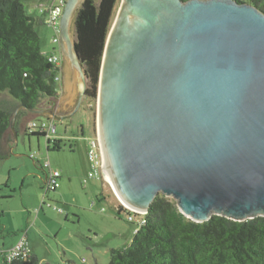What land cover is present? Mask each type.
Returning a JSON list of instances; mask_svg holds the SVG:
<instances>
[{
	"label": "water",
	"instance_id": "95a60500",
	"mask_svg": "<svg viewBox=\"0 0 264 264\" xmlns=\"http://www.w3.org/2000/svg\"><path fill=\"white\" fill-rule=\"evenodd\" d=\"M82 2L66 0L58 23L60 113L26 108L35 116L69 119L85 96ZM93 117L99 165L126 209L146 213L162 194L194 222L264 216V13L235 0H117Z\"/></svg>",
	"mask_w": 264,
	"mask_h": 264
},
{
	"label": "trees",
	"instance_id": "16d2710c",
	"mask_svg": "<svg viewBox=\"0 0 264 264\" xmlns=\"http://www.w3.org/2000/svg\"><path fill=\"white\" fill-rule=\"evenodd\" d=\"M25 1L0 0V159L8 156V146L14 142L10 121L16 107L23 106L14 118L15 132L20 117L35 116L26 108L53 109L58 98L55 77L59 70L42 53L37 19L26 12ZM235 1L264 13V0ZM116 2L83 0L74 14V46L86 79L84 95L90 100L96 98ZM115 212L129 213L119 203ZM144 221L129 243L110 250L107 264H264V216L233 221L213 215L207 221L194 222L178 210L174 200L157 194ZM3 264L49 263H41L31 252L27 260Z\"/></svg>",
	"mask_w": 264,
	"mask_h": 264
},
{
	"label": "rangeland",
	"instance_id": "374dc122",
	"mask_svg": "<svg viewBox=\"0 0 264 264\" xmlns=\"http://www.w3.org/2000/svg\"><path fill=\"white\" fill-rule=\"evenodd\" d=\"M53 1L24 2L26 12L37 19L41 49L47 53L53 46L58 48L52 42L54 29L45 22V11ZM62 93L59 90L58 104ZM94 103L95 99L84 96L69 119L53 120L58 149L43 136L24 130L23 123L34 116L17 120L16 142L8 146V156L0 159V247L1 242L17 240L26 231L29 246L40 261L107 264L110 250L128 243L135 225L124 212L116 214L115 205L120 202L105 176L83 183L89 170L86 137L96 131ZM46 161L59 171L60 178L58 188L44 198L42 164Z\"/></svg>",
	"mask_w": 264,
	"mask_h": 264
},
{
	"label": "built area",
	"instance_id": "2783aa9c",
	"mask_svg": "<svg viewBox=\"0 0 264 264\" xmlns=\"http://www.w3.org/2000/svg\"><path fill=\"white\" fill-rule=\"evenodd\" d=\"M65 1L66 0H54L53 3L45 11L47 13V19L45 20V22H47V24L52 26V28L54 29L55 34L52 37V42L57 45V47L58 23ZM42 53L46 56L48 62L51 63L54 68L60 70L62 65V58L58 48L53 49L51 53H47L45 51H42ZM59 80L60 76L58 73V75L55 77V81L58 82ZM24 130L28 134H37L43 136L47 144L50 142H52L54 146L56 144V140L54 138L56 137V126L53 123L52 119L41 116H34L25 122ZM86 144L89 170L87 171V178L83 180V183H86L88 178L99 177L101 179L103 175L106 178L105 164L101 163L99 165L101 161V153L96 131L95 133L93 132L92 136L86 137ZM42 169L44 170L42 187L44 194L43 197L45 198L48 192H53L58 188L60 173L58 170L52 169L48 161L42 164ZM52 208L57 212H61V209L58 207L53 206ZM128 212L129 213L127 214L126 218L128 222H131L135 225L134 230H136L140 225L144 224L145 213H136L130 210H128ZM31 252L32 251L27 240L26 231H23L13 245L6 248L0 247V264L10 263L16 260H27L31 255Z\"/></svg>",
	"mask_w": 264,
	"mask_h": 264
},
{
	"label": "crops",
	"instance_id": "0c3cea01",
	"mask_svg": "<svg viewBox=\"0 0 264 264\" xmlns=\"http://www.w3.org/2000/svg\"><path fill=\"white\" fill-rule=\"evenodd\" d=\"M56 46H53L52 47V49H54ZM62 68H63V66H61V68H60V70H59V76H60V80L57 82V86H58V92H59V90H62L63 89V83H62ZM60 104V103H59ZM59 104L57 103V108L59 107ZM23 124H25V123H23ZM24 127V126H23ZM42 181H43V179H42ZM43 183V182H42ZM135 230H133V232H134ZM133 232H132V234H131V237L128 239V243H129V241L131 240V238H132V235H133ZM127 240V239H126ZM15 241H16V238L15 239H12V240H10L7 244H5L4 242H1V246L3 247V248H6V247H9V246H11V245H13L14 243H15ZM127 243H125V245H126ZM32 251V253H34V250H31ZM35 254V253H34ZM36 255V254H35ZM37 256V255H36ZM40 261V260H39ZM41 263H49V264H52V263H50L47 259H41V261H40ZM57 264H61V263H57ZM63 264H72L71 263V261H69V260H66L65 261V263H63Z\"/></svg>",
	"mask_w": 264,
	"mask_h": 264
},
{
	"label": "flooded vegetation",
	"instance_id": "af4514ba",
	"mask_svg": "<svg viewBox=\"0 0 264 264\" xmlns=\"http://www.w3.org/2000/svg\"><path fill=\"white\" fill-rule=\"evenodd\" d=\"M58 49H59V46H58ZM61 66H63V61H62V65H61ZM55 108H56L57 112L60 113V111L57 109V102H56V104H55V106H54L53 109H55ZM61 114H62V113H61Z\"/></svg>",
	"mask_w": 264,
	"mask_h": 264
}]
</instances>
